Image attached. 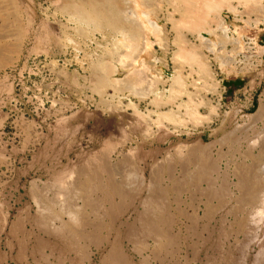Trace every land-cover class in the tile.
I'll return each instance as SVG.
<instances>
[{
  "label": "rangeland",
  "instance_id": "rangeland-1",
  "mask_svg": "<svg viewBox=\"0 0 264 264\" xmlns=\"http://www.w3.org/2000/svg\"><path fill=\"white\" fill-rule=\"evenodd\" d=\"M4 1L3 235L24 220L55 264H264V107L235 116L218 80L237 78L216 64L233 31L262 34L264 8L228 0L225 33L217 21L187 32L172 14L180 1L157 0L158 27L115 44L105 21L75 15L82 0Z\"/></svg>",
  "mask_w": 264,
  "mask_h": 264
},
{
  "label": "bare ground",
  "instance_id": "bare-ground-1",
  "mask_svg": "<svg viewBox=\"0 0 264 264\" xmlns=\"http://www.w3.org/2000/svg\"><path fill=\"white\" fill-rule=\"evenodd\" d=\"M1 1V0H0ZM6 1V0H5ZM4 1V2H5ZM66 1V0H65ZM157 0H82L81 3H79V5L75 8V15H77L81 21L83 22H99V21H105L109 28L110 31L114 34H116L115 36V44H119L122 41V38L126 39L127 36L133 34L134 35H144L143 33H145L146 29L145 27L149 26L148 28V32L151 30H155L157 23L154 21H151V17H149V14L147 13V10L150 8L151 4L154 3ZM162 1V0H161ZM176 1H180L178 2V4L180 3L181 6L180 8L175 9L174 11H176L175 13L173 12L172 14L176 13L178 14V20L179 22H181V24H183L182 26L187 27V32L191 29L193 32L194 31H198L204 32V27L210 22L209 25H211L213 22H216L219 17V13L221 12V10L223 9V7H227L228 9H230L229 12H231L232 10H235L234 8H232L229 4H228V0H176ZM242 3L245 5V11H260L263 10L264 8V0H241ZM7 2V1H6ZM67 2V1H66ZM158 2V1H157ZM167 2V1H166ZM165 2V3H166ZM1 3V2H0ZM71 3V2H70ZM159 3V2H158ZM158 3L155 2V4L158 5ZM164 3V2H161ZM159 3V5L161 4ZM164 3V4H165ZM170 2L168 1L167 4H169ZM174 3V2H173ZM176 3V2H175ZM173 4V5H177V4ZM69 4V3H67ZM72 4V3H71ZM76 4V3H75ZM74 4V5H75ZM171 4V3H170ZM5 5V4H4ZM7 5V4H6ZM5 5V6H6ZM156 5V6H157ZM158 5V6H159ZM172 5V6H173ZM4 6V7H5ZM8 6V5H7ZM76 6V5H75ZM161 6H164L161 4ZM167 6V5H166ZM169 7V6H168ZM174 7V6H173ZM164 8V7H162ZM161 8V9H162ZM167 9V7L165 8ZM8 10V9H6ZM167 12V10H165ZM173 10L171 9V12ZM258 11V12H259ZM157 12V11H155ZM159 12V11H158ZM9 13V12H8ZM247 13V12H246ZM256 13V12H255ZM3 14V12H2ZM1 14V15H2ZM159 14V13H158ZM169 14V15H172ZM248 14V13H247ZM167 15V14H166ZM173 15V16H175ZM263 16V15H261ZM260 16V17H261ZM163 17V16H162ZM259 17V16H257ZM3 17H1L0 19V23L4 20L2 19ZM150 18V19H149ZM170 18V16H169ZM173 18V17H172ZM263 18V17H262ZM2 20V21H1ZM7 21V19H5ZM80 21V20H79ZM80 21V22H81ZM168 21V20H167ZM171 21V20H170ZM174 23L175 21L172 20ZM5 22V21H4ZM147 26H146V23ZM82 23V22H81ZM177 23V22H176ZM2 24V23H1ZM0 24V25H1ZM91 24V23H90ZM179 24V23H178ZM216 27L218 29H221L224 33L227 30V27L223 26V22H216ZM214 24V25H215ZM4 25V23H3ZM7 25V24H6ZM4 25V26H6ZM173 25V24H172ZM171 25V26H172ZM90 26V25H89ZM95 26V25H94ZM98 27V25H96ZM181 26V27H182ZM2 27V26H1ZM11 27V26H10ZM177 27V26H176ZM210 27V26H207ZM9 28V27H7ZM152 28V29H151ZM175 28V26L173 27V29ZM178 28V27H177ZM176 28V29H177ZM183 28V27H182ZM190 28V29H189ZM189 29V30H188ZM216 29V28H215ZM213 29V30H215ZM1 30V28H0ZM161 30V29H160ZM190 30V31H191ZM211 28H208L207 31L209 33H213L215 31H213ZM217 30V29H216ZM85 31V30H84ZM184 31V30H183ZM1 32V31H0ZM3 32V31H2ZM80 32V31H79ZM149 32V33H150ZM177 32V31H176ZM207 32V33H208ZM85 33V32H84ZM82 33V34H84ZM161 33V32H160ZM1 34V33H0ZM12 34V33H11ZM148 34V33H147ZM194 34V33H193ZM18 35V34H17ZM159 35V34H158ZM143 37V36H142ZM153 37V36H152ZM10 37L5 33V34H1L0 35V54L2 52H4V49L7 47L5 43H8L7 40ZM83 38V37H82ZM131 38V36H130ZM136 38V37H135ZM158 38V37H157ZM176 38V37H175ZM180 38V36H179ZM148 39V38H147ZM200 39V36H199ZM198 39V40H199ZM103 40V39H102ZM128 40V39H127ZM201 40L203 41L204 39H202L201 36ZM142 41V40H141ZM208 41V40H207ZM128 42V41H127ZM143 42V41H142ZM158 42V41H157ZM10 43V42H9ZM126 43V40H125ZM199 43V42H198ZM11 44V43H10ZM123 44V43H122ZM130 44V43H129ZM126 43V45H129ZM145 44V43H144ZM172 44V43H171ZM203 44V43H202ZM205 44V42H204ZM9 45V44H8ZM131 45V44H130ZM143 45V44H142ZM173 45V44H172ZM184 45V44H183ZM182 45V46H183ZM192 45V44H191ZM174 46V45H173ZM186 46V44H185ZM198 46V45H197ZM12 47V46H11ZM127 47V46H126ZM129 47V46H128ZM131 47V46H130ZM142 47V46H141ZM201 47V46H200ZM199 47V48H200ZM204 47V46H203ZM125 48V47H124ZM123 48V49H124ZM185 48V47H184ZM189 48V47H188ZM191 48V47H190ZM205 48V47H204ZM203 48V49H204ZM141 49V48H140ZM179 49V48H178ZM133 50V49H132ZM180 50V49H179ZM178 50V51H179ZM182 53L183 56H185V59H189L193 62H195L196 64L199 63L198 61V57L196 56L195 50L193 49V51L190 50H185L182 49ZM8 51V50H7ZM104 51V50H103ZM126 51V50H125ZM139 51V50H138ZM181 51V50H180ZM179 51V52H180ZM14 52H16V50H14ZM9 53V52H7ZM125 53V52H124ZM11 55V54H10ZM180 55V54H179ZM1 56V55H0ZM120 56V55H119ZM175 56V55H174ZM125 57V56H124ZM1 58V57H0ZM181 59V58H180ZM179 59V60H180ZM125 60V59H124ZM135 61V60H134ZM1 62V61H0ZM4 62H1L0 65H2ZM166 65V64H165ZM133 66V64H132ZM199 66V65H198ZM202 66V64H201ZM200 66V68L203 70V68ZM131 67V66H129ZM142 67V66H141ZM181 69V68H180ZM190 69V68H189ZM199 70V69H198ZM134 71V70H133ZM175 71V70H174ZM200 71V70H199ZM106 72L108 73L109 71L106 70ZM203 72V71H202ZM112 74V73H110ZM109 74V75H110ZM134 74V73H133ZM135 79L136 78V75ZM129 77V76H128ZM132 74H131V78H132ZM127 78V77H126ZM130 78V77H129ZM125 79V78H124ZM123 79V82H124ZM139 80V79H138ZM113 81V80H112ZM122 81V80H121ZM137 81V80H136ZM129 82V81H128ZM126 82V83H128ZM116 84V83H115ZM120 84V83H119ZM112 85V84H111ZM122 85V84H121ZM120 85V86H121ZM124 85V84H123ZM127 85V84H126ZM130 85V84H129ZM137 85V84H136ZM132 87V84L130 85ZM129 86V87H130ZM116 87V86H115ZM133 88V87H132ZM125 90V89H124ZM128 90V89H127ZM115 91V90H114ZM105 94V93H104ZM108 98V97H107ZM98 104V103H97ZM179 106V105H178ZM134 108V107H133ZM172 108V107H171ZM134 116V115H133ZM159 121V120H158ZM157 121V122H158ZM154 122V121H153ZM156 124V123H154ZM153 127V126H152ZM99 153V152H98ZM204 153V151H203ZM206 155V154H205ZM191 157V156H190ZM106 158V157H105ZM264 158V157H263ZM98 159V158H97ZM102 159V158H101ZM186 159V158H184ZM124 160V159H123ZM107 162V161H106ZM122 162V161H121ZM204 162V161H203ZM119 163V162H118ZM123 163V162H122ZM200 163V162H199ZM211 164V163H210ZM118 166V165H117ZM124 166V165H122ZM241 166V165H240ZM240 166H238V168H240ZM107 167V166H106ZM105 167V168H106ZM116 167V165H115ZM245 167V166H244ZM198 168V167H197ZM237 168V167H236ZM250 168V167H249ZM95 169V168H94ZM100 170V168H98ZM103 169V168H102ZM118 169V168H117ZM254 169V168H253ZM256 169V168H255ZM92 170V169H91ZM104 170V169H103ZM203 170V169H202ZM250 170V169H249ZM94 171V170H93ZM105 171V170H104ZM120 171V170H119ZM236 171V170H235ZM255 171V170H254ZM92 172V171H91ZM117 172V171H116ZM118 173V172H117ZM116 173V174H117ZM91 174V173H90ZM104 174V173H103ZM240 174V173H239ZM94 175V174H93ZM92 176V175H91ZM106 176V175H105ZM109 176V175H108ZM242 176V175H241ZM251 176V175H250ZM90 177V176H89ZM195 177V176H194ZM254 177V176H253ZM97 178V177H95ZM197 179V177H195ZM251 178V177H250ZM239 179V178H238ZM245 179V178H244ZM192 181V180H191ZM246 181V180H245ZM110 182V181H109ZM91 183V182H90ZM89 183V184H90ZM193 183V182H192ZM244 183V181H243ZM246 183V182H245ZM253 183V182H252ZM261 183V181L259 182ZM264 183V181H263ZM158 184V183H157ZM247 184V183H246ZM243 184V189H245L246 193H249L247 189L248 185ZM257 184V183H256ZM242 185V184H241ZM255 185L254 183L252 184V186ZM102 186V185H101ZM104 186V185H103ZM109 186V185H108ZM250 186V183H249ZM256 186V185H255ZM257 187V186H256ZM239 188V187H238ZM251 188V186L249 187ZM258 188V187H257ZM104 189V188H103ZM111 189V188H110ZM263 189V188H261ZM152 190V189H151ZM158 192V191H157ZM220 192V191H219ZM260 192V191H259ZM152 193V192H151ZM214 193V192H213ZM226 193V192H225ZM244 193V191H243ZM156 194V193H155ZM220 194V193H219ZM217 193V195H219ZM245 194V193H244ZM254 194V193H252ZM250 194V195H252ZM119 195V194H118ZM152 195V194H151ZM215 195V194H214ZM225 195V194H224ZM154 196V195H152ZM253 196V195H252ZM262 196V195H261ZM157 197V196H156ZM241 197V196H240ZM158 198V197H157ZM224 198V197H223ZM253 198V197H252ZM255 198V197H254ZM259 198V197H258ZM212 199V198H211ZM245 199V198H244ZM248 199V198H247ZM260 199V198H259ZM149 200V199H148ZM251 200V198L249 199ZM157 201V199H156ZM245 201V200H244ZM262 201V200H261ZM246 202V201H245ZM147 204V203H146ZM150 204V203H149ZM250 204V203H249ZM164 209V208H163ZM166 210V209H165ZM157 211V210H156ZM167 215V214H166ZM114 217V216H113ZM154 218V217H153ZM156 219V218H155ZM158 220V219H157ZM146 221V220H144ZM162 220L160 219V222ZM167 221V220H166ZM152 222V221H149ZM159 222V223H160ZM149 224V223H148ZM161 224V223H160ZM156 225V224H155ZM148 227V226H147ZM117 228V227H116ZM153 228V227H152ZM129 230V229H128ZM152 230V229H151ZM95 231V230H94ZM96 232V231H95ZM131 232V231H130ZM149 232V231H148ZM159 232V231H158ZM152 233V232H151ZM151 235V234H150ZM97 236V235H96ZM115 237V236H114ZM169 241V240H168ZM122 242V241H121ZM131 242V241H130ZM157 243V242H156ZM166 243V242H165ZM136 244V243H135ZM138 247V246H137ZM143 248V247H142ZM135 249V248H134ZM139 249V248H138ZM136 250V249H135ZM134 250V251H135ZM157 250V249H156ZM262 251V250H261ZM153 255V254H152ZM153 258V257H152ZM148 260V259H147ZM162 263V262H161Z\"/></svg>",
  "mask_w": 264,
  "mask_h": 264
},
{
  "label": "built area",
  "instance_id": "built-area-1",
  "mask_svg": "<svg viewBox=\"0 0 264 264\" xmlns=\"http://www.w3.org/2000/svg\"><path fill=\"white\" fill-rule=\"evenodd\" d=\"M243 16L248 18L244 14ZM260 25L262 34L259 36L238 35L233 31L228 44L219 45L217 50L218 72L220 74L228 72L242 81L238 93L233 94L234 100L228 104L230 110L235 108L238 110L236 116H239V119L243 117L239 115L243 109L257 113L261 106L264 107V24ZM218 81L224 93L225 87L222 85L224 81L222 79ZM259 124L264 127V117Z\"/></svg>",
  "mask_w": 264,
  "mask_h": 264
},
{
  "label": "crops",
  "instance_id": "crops-1",
  "mask_svg": "<svg viewBox=\"0 0 264 264\" xmlns=\"http://www.w3.org/2000/svg\"><path fill=\"white\" fill-rule=\"evenodd\" d=\"M225 87V92L222 93L220 100L227 99L228 104L234 100L233 94L236 95L242 85L240 79L237 80H225L222 84ZM245 107V105H244ZM233 110L235 116L236 108ZM258 113V112H257ZM253 110L243 109L239 115L245 118H251V116L257 114ZM122 192V191H121ZM19 234L14 236L11 240L3 235L4 230H0V264H55L52 258V253L47 250L45 246H37L36 240L41 242H51L46 240V236L36 237L28 230L27 223L24 220H20ZM38 250V251H37Z\"/></svg>",
  "mask_w": 264,
  "mask_h": 264
}]
</instances>
